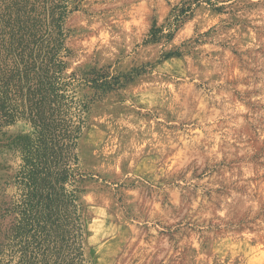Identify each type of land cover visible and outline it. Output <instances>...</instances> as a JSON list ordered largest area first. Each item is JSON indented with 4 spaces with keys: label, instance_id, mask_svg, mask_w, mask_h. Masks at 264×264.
<instances>
[{
    "label": "rangeland",
    "instance_id": "374dc122",
    "mask_svg": "<svg viewBox=\"0 0 264 264\" xmlns=\"http://www.w3.org/2000/svg\"><path fill=\"white\" fill-rule=\"evenodd\" d=\"M0 264H264V0H0Z\"/></svg>",
    "mask_w": 264,
    "mask_h": 264
},
{
    "label": "trees",
    "instance_id": "16d2710c",
    "mask_svg": "<svg viewBox=\"0 0 264 264\" xmlns=\"http://www.w3.org/2000/svg\"><path fill=\"white\" fill-rule=\"evenodd\" d=\"M105 83H106V82H105V80H104V81H102V83H101V84H102V85H105ZM56 181H57V179H56ZM57 182H58V181H57Z\"/></svg>",
    "mask_w": 264,
    "mask_h": 264
}]
</instances>
